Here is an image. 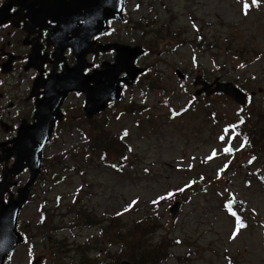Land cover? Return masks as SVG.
I'll return each mask as SVG.
<instances>
[{
    "label": "rangeland",
    "instance_id": "rangeland-1",
    "mask_svg": "<svg viewBox=\"0 0 264 264\" xmlns=\"http://www.w3.org/2000/svg\"><path fill=\"white\" fill-rule=\"evenodd\" d=\"M127 2L126 20L108 39L150 52L137 61L148 72L122 103L151 108L119 116L111 107L59 129L18 217L26 242L5 264H134L139 245L160 246L153 264H264V162L249 165L251 158L237 152L247 132L264 130V0L247 14L241 0H140L136 11V0ZM162 24L169 34L156 48L151 30ZM197 75L256 93L244 108L220 95L191 100ZM146 84L154 88L140 103ZM172 110L181 114L172 117ZM238 117L245 119L240 134L228 132ZM99 126L115 138L126 133L130 153L119 167L116 153L104 159L83 147Z\"/></svg>",
    "mask_w": 264,
    "mask_h": 264
},
{
    "label": "flooded vegetation",
    "instance_id": "flooded-vegetation-1",
    "mask_svg": "<svg viewBox=\"0 0 264 264\" xmlns=\"http://www.w3.org/2000/svg\"><path fill=\"white\" fill-rule=\"evenodd\" d=\"M127 6L124 3L123 17ZM107 10L106 0H0V184L6 185L2 200L14 199L27 182L28 168L18 170L17 159L37 158L51 122V135L39 153L42 168L50 160L46 152L59 129L73 127L81 117L90 120L83 112L87 94L76 85L90 91L93 72L114 60L113 51L99 52L96 47L121 42L103 33L93 37L92 46L82 21L88 13L102 15ZM77 40L85 58L72 89L59 77L77 65Z\"/></svg>",
    "mask_w": 264,
    "mask_h": 264
},
{
    "label": "water",
    "instance_id": "water-1",
    "mask_svg": "<svg viewBox=\"0 0 264 264\" xmlns=\"http://www.w3.org/2000/svg\"><path fill=\"white\" fill-rule=\"evenodd\" d=\"M108 10L105 13L102 11V15L100 14H87L85 21L83 20L82 26L90 27L91 32L88 34V40L91 36L100 33L105 28V22L107 19L113 17L116 19H121L120 11L122 6L121 0H106ZM115 1V2H114ZM112 6V7H111ZM115 10V12H114ZM72 15L66 16L67 18ZM90 24V25H89ZM100 26L102 29H100ZM87 40V41H88ZM80 44V41H77ZM113 50L116 51L117 55L115 57V63L111 66L107 65L106 71L95 73L92 77V82L94 84L93 88L89 91L84 88V86L79 87L80 90L87 93L86 103L84 112L88 118L99 113V111H103L106 107V104L111 100H116L119 98V93L121 91V85L124 83L131 84L132 80L139 74L142 73L143 70L135 68L132 62L137 59L138 56L142 54V50L139 47L128 48L124 46H113ZM108 49V47H107ZM77 51V50H76ZM79 52V51H78ZM80 59V65L71 70V72H66L59 78V82L69 81L71 78L80 77V73L82 70V59L85 55L84 52L78 53ZM78 73V74H77ZM121 73H125L126 78L118 80V75ZM179 78H183V75L178 73ZM77 77V78H78ZM102 77L105 78L104 82H101ZM120 83V84H119ZM194 86H202L201 89H198L195 92V96H199L202 93L208 97L213 93H223L227 97H230L235 102L244 105L245 103V95L242 94L238 89H236L231 83H221L218 80H215L212 84H207L201 81V77L197 76L193 83ZM214 86V88H212ZM72 89H74L72 87ZM77 89V88H75ZM65 94V93H63ZM62 94V95H63ZM51 125V126H50ZM47 129L45 130L44 140L49 137L52 122ZM48 132V133H47ZM43 143L40 144V148ZM39 158V157H38ZM18 170L23 168V165H26L30 170V181L28 184L19 192L17 200H9L6 205L0 206V264H4L5 258L13 252L16 245L22 242L21 236L16 232V219L17 215L26 201L28 192L30 190L31 185L35 181V177L38 173L39 163L38 160L36 162H32L26 158L19 157L17 159ZM2 186V185H1ZM4 192L3 189H0V195ZM177 205V204H176ZM178 205L175 206V211L177 210ZM174 209L171 211L174 214ZM33 264H38V261ZM122 264H127L123 262Z\"/></svg>",
    "mask_w": 264,
    "mask_h": 264
},
{
    "label": "trees",
    "instance_id": "trees-1",
    "mask_svg": "<svg viewBox=\"0 0 264 264\" xmlns=\"http://www.w3.org/2000/svg\"><path fill=\"white\" fill-rule=\"evenodd\" d=\"M153 24H154V26L157 25L156 22ZM141 27L142 28L140 30H142L143 33H146V31L143 30V28L145 26L143 27V25H142ZM151 32H153L155 36H154V38H152V41L150 43L153 44L152 46L156 47V48H157L156 43H158L162 39V35L164 33L169 34L166 26H164L163 24L158 26L154 31H151ZM149 87H150L149 88L150 90H153V88H154L153 86L151 87V85H149ZM113 106L115 108H119L118 104H114ZM141 109H142V107H139L135 103H130L126 106H123L120 109V111H123V113H127V114H134L136 111H139ZM92 129L95 130L96 136H93L91 139H89L90 143H88L89 144L88 146L84 145L83 146L84 149H86V150L89 149L90 152L94 156H96L99 153L101 155L103 152H105L107 155H109L112 152L116 153V150L121 146L122 142H120L117 138H115V136L110 135L109 132H107L105 127H103V126L93 127ZM256 131H257L256 134H254V132H250V134H251L250 142L252 144H254V147L257 150L264 151V133H263L264 130H256ZM111 146H114V148H112ZM121 149L122 150L120 151V153H122L124 151L123 146L121 147ZM179 201L184 202L185 198H182V200L180 199ZM60 243L61 242H59V244ZM131 243H132V241L130 240L129 244H131ZM125 245H127V241H125ZM135 245H137V244H135ZM57 249H61V247L57 246ZM146 249H147L146 247H142L140 245H139L138 250H137V247L134 249L136 251L135 256L132 258L133 263H134V260L136 261L134 264H153L157 260L161 259L162 256H160L161 254H159L160 246L153 248V250L146 251ZM86 257H88V256L86 255ZM85 258H83V260ZM86 261L89 262L90 260H86Z\"/></svg>",
    "mask_w": 264,
    "mask_h": 264
},
{
    "label": "snow or ice",
    "instance_id": "snow-or-ice-1",
    "mask_svg": "<svg viewBox=\"0 0 264 264\" xmlns=\"http://www.w3.org/2000/svg\"><path fill=\"white\" fill-rule=\"evenodd\" d=\"M253 2H255V0H253ZM247 7V5H245ZM230 149H226V151H229ZM172 194L170 193L169 196H171ZM160 199H165V197H161ZM127 210V209H126Z\"/></svg>",
    "mask_w": 264,
    "mask_h": 264
}]
</instances>
